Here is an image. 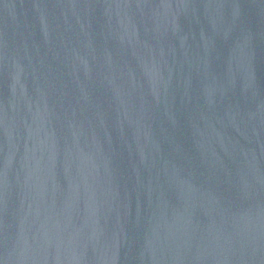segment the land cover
<instances>
[{
  "label": "water",
  "instance_id": "1",
  "mask_svg": "<svg viewBox=\"0 0 264 264\" xmlns=\"http://www.w3.org/2000/svg\"><path fill=\"white\" fill-rule=\"evenodd\" d=\"M0 264H264V0H0Z\"/></svg>",
  "mask_w": 264,
  "mask_h": 264
}]
</instances>
